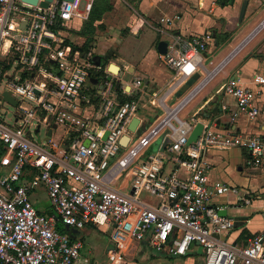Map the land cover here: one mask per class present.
Returning <instances> with one entry per match:
<instances>
[{
	"label": "built area",
	"instance_id": "1",
	"mask_svg": "<svg viewBox=\"0 0 264 264\" xmlns=\"http://www.w3.org/2000/svg\"><path fill=\"white\" fill-rule=\"evenodd\" d=\"M46 1L0 0V87L7 78L4 90L21 99L13 124L0 114V264H88L81 259L82 241L57 229L63 225L83 230L88 224L111 231L110 264L121 262L135 242L173 256H186L199 243L204 264H264V229L243 247L223 238L235 222L220 215L227 206L212 200L236 188L210 186L211 165L206 160L209 149L241 148L249 153L251 166H262L264 138L225 132L208 123L189 145L196 118L184 122L178 117L183 102L169 105L170 97L204 67L203 53L211 36L183 38L173 30L178 15L163 19L157 30L168 50L160 59L172 71V92L169 86L146 104L120 103L106 70V80H100L101 88L96 89L102 98L100 118L93 121L85 114L83 104L90 100L83 93L92 72H101L102 67L93 64L89 53L65 44L54 26L57 21L85 19L95 0H52L42 6ZM198 7H204L203 0H198ZM4 42L10 43V54L16 58L6 72L10 60L9 55L2 57ZM42 58L54 63L47 65ZM133 83L142 86V80ZM255 83H264V78ZM223 90L235 98L241 113L258 117V93L241 78H231ZM25 101L30 104L25 106ZM149 105L166 115L133 144L144 124L142 111ZM136 117L140 123L132 133L129 124ZM53 125L65 131L59 144L51 139L45 146L35 140L42 126L48 130ZM163 134L158 150L145 155ZM167 162L176 169L166 172ZM181 169L186 176L179 175ZM39 189L46 191L53 213L36 209L33 195ZM143 194L156 202L150 203Z\"/></svg>",
	"mask_w": 264,
	"mask_h": 264
},
{
	"label": "crops",
	"instance_id": "2",
	"mask_svg": "<svg viewBox=\"0 0 264 264\" xmlns=\"http://www.w3.org/2000/svg\"><path fill=\"white\" fill-rule=\"evenodd\" d=\"M242 1L234 0L225 4L220 3L219 0H203L204 7L199 8L198 0H95L93 5L95 11L106 4H109L111 9L102 15L100 21L96 22V25L103 27L96 28L95 41L89 52L91 60L93 62L96 56H101L102 61L106 60L105 57L112 52L113 45L128 46L130 48L127 54L129 59H125L128 74L123 73L119 66L118 74L122 77L119 80L124 84L122 87L125 86L127 91V87L130 86L128 94L137 96L138 100H141L144 94H148L149 100L152 99L155 93L164 92L172 84V71L161 62V54L157 50L159 41L165 40L157 29L162 28L160 23L163 19L178 15L179 19L173 27L176 35L183 38H189L192 35L211 36L204 56L209 61V65L214 66L209 69L204 65L197 72L199 83L182 99L183 105L180 112L192 100H198L195 108L188 115L187 121L184 122H191V118L195 116L197 124L202 123L205 126L212 123L225 132L260 135L264 138V83H255L256 78H264V25H261L264 21V0H250L245 18L242 24H239L238 17ZM89 15L90 13L85 19L75 18L72 22L65 24L66 28L61 30V34L69 44L77 46L84 44L85 37L80 36L77 30L84 26ZM127 29H129L128 37L123 38ZM105 52L108 54L103 56ZM8 55H10V43L4 42L2 57ZM131 71L133 74H130ZM202 73H204L203 78ZM91 77L97 78L98 84H93L89 79L90 86H87L83 94L90 102L84 103L83 107L86 109V116L93 121H98L101 105L96 104V100H92L90 91L97 87L101 88V79L94 72ZM233 77L241 78L245 85L258 93L257 104L260 114L255 119L241 113L235 98L223 90L224 84ZM129 79L131 82L142 80V88L127 84ZM187 83L190 84V80ZM173 88L171 87L169 93ZM0 91L4 90L0 88ZM186 92L182 93L178 90L174 96L170 97L169 105L172 107L171 103L177 97L184 96ZM170 106L164 104V108L169 109ZM141 117L144 118L143 125H145L152 118L157 117V114L150 117L141 114ZM58 128L60 127L53 130L52 135V140L56 144L64 138L59 136L57 142L54 140ZM63 132L65 133L64 129ZM156 140L146 150L145 155L158 150L159 144H155ZM249 159V153L241 148H212L206 154V160L211 165L210 186L217 187L225 184L236 188L234 192L216 195L212 203L227 206L223 209L226 210L223 216L233 219L235 226L223 238L239 247L245 246L251 238L264 229L262 217L264 212V164L254 167L248 163ZM175 169L176 167L171 162H167L164 166L166 172ZM178 173L181 176L187 175L183 169ZM39 191L47 195L45 190L39 189L34 192L33 196ZM244 199L249 200V204H245ZM37 210L44 214H51V211L53 213L52 207L46 212ZM90 227L98 229L88 224L83 230H73L70 233L73 234V238L80 239L83 232L89 233ZM81 241L83 243L81 259L90 264V259L83 254L84 240ZM108 248L109 244L107 251ZM131 250L134 251L132 259L140 253L142 264H168L166 259L160 262L147 256L148 250L155 249L145 242L133 243L126 255ZM157 252L165 258L179 259L177 264H204L203 249L197 243L192 246L186 256H173L166 251Z\"/></svg>",
	"mask_w": 264,
	"mask_h": 264
},
{
	"label": "rangeland",
	"instance_id": "3",
	"mask_svg": "<svg viewBox=\"0 0 264 264\" xmlns=\"http://www.w3.org/2000/svg\"><path fill=\"white\" fill-rule=\"evenodd\" d=\"M82 10V8H81ZM129 34V29H127L125 31V34L123 35V38H127ZM66 39H65V44H66ZM92 46V45H91ZM112 50V54L111 56L108 57V59H104V64H106V66L103 68V66H101L103 69V71L101 72H96L94 71V74L97 75L101 80H106V70L111 72V78L113 81L115 80H119L122 77L117 74L116 72H112L111 70H109V64L114 63L118 66H121L122 68V72L123 73H127L126 72V64H127V59H129V57H127V54L129 53L130 48L128 46H125L123 44H117V45H113L111 47ZM91 52V49L90 51ZM110 52V51H109ZM108 53H104L103 56L107 55ZM204 56V53H203ZM13 58H15V54H10L8 57V60H12ZM90 58V57H89ZM205 58V56H204ZM126 59V60H125ZM204 65L206 67H208L209 69L213 68V65H209V61H207V59L205 58V63ZM203 72V71H202ZM128 74V73H127ZM130 74H133V71L130 72ZM204 77V73H202V78ZM7 83H8V79L5 78L4 81L1 84V89L4 90L7 87ZM199 83V81L197 80H191L190 82V89L188 92H186V94H184V96L181 97H177V99L175 101H173L171 103L172 107L176 106L178 103H180L182 101V99ZM123 84V83H122ZM127 84H132L134 85L133 82H131V80H127ZM124 85V84H123ZM88 86H90V84H88ZM126 93H130V90H127ZM90 95L92 100H96L95 103L100 105V100H102V98L100 96L97 95L96 93V89H91L90 91ZM144 97H142L140 101L142 104H146L149 101V96L147 95H143ZM17 100H21L19 97H17ZM1 99H0V114L1 117L9 124H13L14 120H15V107H13L11 104L9 103H5L4 105H2L1 103ZM26 103L24 104L29 105L30 103H27V101H25ZM198 100H192L190 103H188L186 105V107L178 114V117L182 120V121H187V117L189 114H191V112L193 111V109L195 108L196 104H197ZM167 109V108H166ZM168 110V109H167ZM154 114H157V117L152 118L150 120V123L148 124L150 126V128L147 130V132L153 127L155 126L157 123H159L166 115V113L164 111H159L157 110L155 107H153L152 105L147 106L146 109H143L142 111V115L143 116H152ZM47 129L42 126L41 128V132L39 135H35V140L37 142H39L42 145L48 146V142H42V139L45 137ZM64 132L63 129L60 127L56 130V135H55V141L57 142L59 139V136H63ZM142 136L141 133L137 134L136 136H134V142L133 144H136L138 139ZM124 177V178H123ZM125 174H123L121 176V178L125 179ZM122 179V180H123ZM121 187L123 186V184L120 185ZM143 198L146 199L147 201L154 203L156 202L155 198L149 197L146 194H143ZM33 202L34 205L37 209L41 210V211H48L49 208H51L50 206V202L49 199L47 198V195L45 194V192L43 191H39V193L35 196H33ZM88 233V232H87ZM86 232H83L82 235L80 236L81 240H84L85 243V247L83 249V254L85 255V257H88L90 259V264H110L109 260L107 258V247L108 244L110 243V237H111V231H105L103 229L100 228H93L90 227L89 229V233L87 234ZM134 254V251L131 250L126 256L125 258L122 259V261L116 263V264H142L140 261V253L134 258L132 259V255ZM147 256H150V258L158 260L161 262L165 261V259L167 260L168 264H177L178 261H180L177 258H172V257H162L161 253L155 251V250H148L146 252ZM154 256V257H152ZM132 259V260H131ZM130 261V262H129Z\"/></svg>",
	"mask_w": 264,
	"mask_h": 264
},
{
	"label": "water",
	"instance_id": "4",
	"mask_svg": "<svg viewBox=\"0 0 264 264\" xmlns=\"http://www.w3.org/2000/svg\"><path fill=\"white\" fill-rule=\"evenodd\" d=\"M25 1L32 2L33 4H37L38 0H25ZM50 1H52V0H47L46 2H43L42 6L48 7ZM249 2H250V0H243L242 1L241 7H240V11H239V17H238V23L239 24H242V22H243V20L245 18ZM262 24H263V22H262ZM157 50H158L159 54H161V55L165 54L167 52V50H168V42L166 40L159 41ZM111 54H112V52H110L109 55L106 56L105 58L108 59V57L111 56ZM101 61H102V57L101 56H96L94 58V60H93V64L96 65V66H100L101 65ZM50 63H54V62L52 60H50ZM109 70H111L112 72H116L118 74L120 72V67L117 66L114 63H111L109 65ZM198 78H199V74H196L193 77L194 80H197ZM90 81L93 84H98V79L97 78H94V77L90 76ZM189 88H190V84L186 83V84H184V86L182 88H180V92L185 93ZM127 90H130V86L127 87ZM0 99L2 100V103L8 102L9 104H11L15 108L18 105L17 99L13 96L12 92L9 91V90L0 91ZM139 123H140V119L138 117L134 118L129 124V131L132 132V133H135ZM55 128H57V126L53 125L50 129H48L46 137L42 139L43 142H49L52 139L53 130ZM203 129H204V125L202 123L196 124V126L194 127V129L192 130V132H191V134H190V136L188 138V144L189 145L192 144L193 142H196L199 139V137L202 134ZM38 131L39 130H37V133H38ZM106 137H107V135H106ZM163 139H164V134L161 135L156 140L155 144L156 145H158V144L160 145L162 143ZM168 142H170L169 139H167L165 141L164 147L166 146V144ZM219 213H220L221 216H223V213L226 214V210H221ZM66 230L69 231V232H71V231L73 232V230L70 229L68 226H66ZM112 245H113V242L110 241L108 249H110L112 247ZM198 245H200V244L198 243Z\"/></svg>",
	"mask_w": 264,
	"mask_h": 264
},
{
	"label": "trees",
	"instance_id": "5",
	"mask_svg": "<svg viewBox=\"0 0 264 264\" xmlns=\"http://www.w3.org/2000/svg\"><path fill=\"white\" fill-rule=\"evenodd\" d=\"M232 1H234V0H219L220 3H225V4L231 3ZM110 9H111V6L109 4H106L105 6L101 7L100 9H98L96 11L94 10V8H92L90 15L88 17V20L86 21L84 26L81 29L77 30V33L80 36L85 37V42L81 46H77V45L72 44V47L75 50L76 49L80 50L83 55H86L89 53V51L92 47L91 45L95 41L96 28L97 27L98 28L103 27L102 25H96V22L100 21L102 19V15L106 11H109ZM65 28H66V25L63 24L62 21H57L55 26H54L55 30H64ZM66 44H69V43L66 42ZM69 45H71V44H69ZM14 60H16V58H13L12 60H10L9 64H5L4 72L8 71L11 68V65L14 62ZM41 60H42L41 62H45L47 65L51 64L49 62V60H45V59L43 60V58ZM101 66H103V68L106 66V64H104V60L102 61ZM25 77L26 76L24 74L23 78H25ZM190 82H191V80H190ZM114 89H115V92L117 94V99L119 100L120 103H125L126 101L138 100L137 96L129 95V94L124 92V89L122 88L121 80H115L114 81ZM149 123H146L145 125H143L140 128L139 133L142 134L149 127V125H148ZM72 137L67 140V143H69L71 141ZM51 213H52V211H51ZM57 229H58V231H60L62 233L71 234V236L73 237V234L70 233L69 231H67L66 228L63 227V225H58Z\"/></svg>",
	"mask_w": 264,
	"mask_h": 264
},
{
	"label": "bare ground",
	"instance_id": "6",
	"mask_svg": "<svg viewBox=\"0 0 264 264\" xmlns=\"http://www.w3.org/2000/svg\"><path fill=\"white\" fill-rule=\"evenodd\" d=\"M118 66V65H117ZM114 73V72H113ZM164 105V104H163ZM166 109V108H165ZM167 110V109H166ZM171 109L169 108L167 111H170Z\"/></svg>",
	"mask_w": 264,
	"mask_h": 264
}]
</instances>
